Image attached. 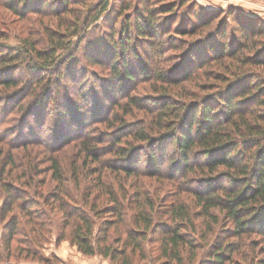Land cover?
<instances>
[{
	"label": "trees",
	"instance_id": "obj_1",
	"mask_svg": "<svg viewBox=\"0 0 264 264\" xmlns=\"http://www.w3.org/2000/svg\"><path fill=\"white\" fill-rule=\"evenodd\" d=\"M16 1L9 8L14 14L21 16L18 8L25 4L26 0ZM177 2L178 0L168 1L158 12L171 14L178 7ZM48 3L44 6L53 9ZM107 6L108 2L104 0L99 1L98 9H89L81 23L84 29L90 27L91 22L97 20ZM136 14L131 25H124V28L128 27V31L122 39L120 38L119 45H114L116 50L110 46L108 49L104 48L106 44L102 42L90 44L93 47L87 45L82 47V58L90 65L102 68L110 64V71L106 75L107 81L109 84L112 81L117 83L115 85L117 92L110 93L113 95L112 101L109 109L102 111V118L91 125L89 120L88 126L84 122L81 123V127L85 124V127L81 128L82 132L85 130L81 138L75 139L73 135L63 136L53 148L60 149L63 146L76 144L75 149L81 146L78 155L82 158L94 162L95 165L99 161L104 171L108 168L109 171L116 172L115 167L106 160L107 156H116L117 159L123 160L133 151L145 147L151 162L153 158L149 149L151 143L158 137L161 139L166 137L169 143L168 149L174 150L182 165L181 169L178 167L175 169L176 173L178 169L180 174L172 176L170 181L176 186L177 194L179 191L189 193L187 196L193 198L195 209H192L193 206L189 202L179 197L180 199L170 205L164 215L165 218L161 216L157 219L156 214L153 213L152 198H149L147 192L144 193L145 197L142 196L143 186L138 182L137 185L131 184L133 187L131 193L123 189V186L118 189L119 196L127 202L125 206L118 204L119 196H115L110 185L105 188L104 193L97 191L98 203L104 200L102 196L105 195L107 204L93 213V217L99 218L105 214L114 218L113 221L112 219L109 222L104 221L107 228L112 224L110 222H115V226L117 222L126 223L130 218H123L121 207H131L134 203L132 206L135 209H132L134 217L133 220L128 221L133 224V228L127 231L121 246L124 247L123 249L134 248L130 247V244L139 247L141 242L152 235L153 240L160 241L158 244L160 254L155 257L165 258L163 264H264V73L259 70V68L264 69V23L256 18L246 20L234 18L235 29L239 35L223 38L224 33L220 32L218 45L212 43L209 36L203 35V27L211 19L208 18L202 23L199 21V13L196 9L187 16L188 24L181 29L184 34L181 36L198 39L190 43L188 40H182L177 45H174L173 41L169 42L171 48L179 49L177 52L183 51L182 54L174 53L170 56L173 60H182L172 69L171 72L174 71V74L170 76L167 69L161 68L162 70H153L145 74L142 70L143 74L136 77L133 69L128 65L129 62L116 63L119 56L137 58L134 53L138 47L136 42L146 45L142 50L155 49L153 54L161 55L156 48L159 43L156 39L153 40L155 35H152L159 17L151 11H147L148 15L145 18L139 13ZM72 19L75 23L71 31H69L70 27H64L59 22L46 26L49 28L56 25L59 28L51 29L52 35H44V47L35 52L39 59L54 58L55 54L68 48L66 44L69 43L70 38L77 35L69 32L74 30L76 22H80L79 13L72 15ZM197 23L201 25L197 26ZM131 31H134V34ZM118 35L112 34L111 40ZM172 37L168 34L165 39ZM29 43L33 49L38 44V42ZM79 44L80 42L76 48ZM207 44L208 47L204 52L203 47ZM2 57L3 55L0 54V67L5 64ZM42 61L46 63V60ZM58 64L62 66L63 62ZM176 72H178L177 76ZM141 78L149 83L151 95L146 98H141L136 92V84L139 85ZM8 79L0 80L1 95L10 93L11 96L16 97L18 93L27 92L29 96H33L36 94L34 93L36 87L40 85H42L41 91L48 90V86L44 85L40 78L32 82L31 84H36L35 87L31 85L27 91ZM58 79L61 81L60 77ZM59 81L55 80V83L59 84ZM186 81L193 83L187 88L184 85L178 86ZM48 85L53 86V83L50 82ZM63 89L68 88L56 89L60 97ZM75 91L76 96L81 95V91ZM47 97L50 98L49 95ZM20 102L15 103L16 108L24 112V106L20 107ZM134 108L137 111L143 108L149 113L143 114L136 123L134 120L129 123L126 117L135 116ZM70 111L71 109L66 105L62 112H67L70 117L72 114ZM103 124H106L105 126L110 130H117L112 135L104 133L101 137H97L94 143L87 141L89 138L86 136L89 131L94 126ZM128 127L131 128L127 129ZM69 130L67 128L66 132L69 133ZM123 139H125L124 143L120 144ZM78 140L83 142L79 145ZM34 143L45 144L42 138ZM34 143L23 142L24 145L20 147L24 148ZM103 143L108 144L105 149ZM138 156L140 159L142 154ZM50 164L51 179L56 182L61 181L66 173L61 161L54 157L50 159ZM126 166L122 171L124 177L120 184L126 183L128 177L133 174L141 176L138 168ZM98 169L99 167L89 171L93 174L97 173L96 189L101 185L103 174L106 175L103 170L97 172ZM147 172L154 174L152 176L155 177L159 175L157 169ZM71 174L77 188L84 183L82 177L87 180V176L77 174L75 169ZM32 176L31 172L27 175L26 180L30 183H33ZM200 179L202 180L199 183L200 188L196 190L190 183ZM14 181L19 185L26 184L18 177ZM181 183L185 185L184 188L179 187ZM51 187L48 185V189ZM4 191L6 194L10 192L5 202L6 211L9 213L20 198L19 190L15 186L4 185ZM51 192L53 198H58L61 202L59 210L62 211L66 201L58 196L61 193L67 197L68 194L62 189ZM179 200L182 201L177 203ZM220 213H223L221 221L218 218ZM76 216L79 220L74 231L70 232L71 241L82 254L93 256L97 253L112 260L124 254V250L120 253L122 250L114 251L112 245H104L106 232L102 233L104 234L102 239L97 237L96 233H93V224L86 215L79 213ZM193 218L202 219L198 226L199 233H196L197 228L191 221Z\"/></svg>",
	"mask_w": 264,
	"mask_h": 264
},
{
	"label": "rangeland",
	"instance_id": "obj_2",
	"mask_svg": "<svg viewBox=\"0 0 264 264\" xmlns=\"http://www.w3.org/2000/svg\"><path fill=\"white\" fill-rule=\"evenodd\" d=\"M99 1L104 0H94L93 2L90 0H26L25 4L18 8L20 16L14 14L9 8L10 5L17 2L16 0H0V54L3 55L2 61L5 62L4 66L0 67V80L9 78L8 80L24 88L25 91L29 90L31 85L35 87L36 84L31 83L37 81L38 78L48 86V90L44 91L40 90L42 85L37 86L34 92L36 94L33 96H29L27 92L18 93L16 97L11 96L10 93L6 95L0 93V264H163L165 258L157 259L155 257L160 254L158 245L160 241L153 240L152 235L141 242L139 247H136V244H130V247L135 249H123L124 247L121 246L127 231L133 228V224L128 221L133 220V210L135 209L132 206L134 203L131 207H121L123 208V218L130 219L126 223L119 224L117 222V226H115V222H110L112 224L107 228L104 221L109 222L110 219L113 221L114 218L105 214L94 218L93 213L107 204L106 196L103 194L104 200L98 203L97 191L104 193L105 188L110 185V189L118 197V189L121 186L131 193L133 189L131 184L137 185L138 182L143 186L142 196L145 197L144 193L147 192L149 198H152L153 213L156 214L157 219L164 216L170 205L174 204L179 197L189 202L193 206L192 209H195L193 198L187 196L189 193L179 191L177 194L176 186L170 181L172 176L180 174L178 169H181L182 165L174 150L168 149L169 143L166 137L163 139L158 137L151 143L152 145L149 147L153 154L151 162L145 147L133 151L123 160L117 159L116 156H107L106 160L115 167L113 168L116 172H111L108 168L104 171L105 169L101 168L99 161L95 165L94 162L82 158L81 155H78L81 146L75 149L76 144L63 146L60 149L59 147L53 148L59 142L58 139L63 136L73 135L75 139L81 138L85 131H81V128L85 127V124L81 127V123L84 122L88 126L89 120L91 125L102 118V111L108 110L112 101L113 95L110 93L116 94L117 92L115 86L117 83L110 81L109 84L107 81L108 76L106 75L110 71V64L108 63L102 68L90 65L82 58L81 49L84 45L93 47L90 44L97 42L105 43L104 48L106 49L109 46L114 48V45H119V41L128 31V27L124 28V25H131L130 23L137 16L136 13L145 18L148 15L147 11H151L159 17L156 21L158 24L155 26V31L152 33L155 36L152 39H156V42L159 43L156 48L161 55L153 54L155 49L142 50L146 45L136 42L138 47L134 53L137 58L119 56L116 63L129 62L128 65L133 69L136 77L143 74L142 70L145 74L161 68L167 69L170 72L169 75L172 76L174 74V71L171 72L172 69L182 60H173L170 56L174 53L182 54L183 51L177 52L179 49L171 48L169 42L173 41L172 43L177 45L182 40H188L190 43L198 39L181 36L184 35L181 29L188 24L187 16L196 9L199 13V21L204 23L208 18L211 19L203 27V35L209 36L210 41L214 44L219 42L218 34L220 32L224 33L223 38L229 37V35H239L235 29L234 18L238 20L256 18L264 23V0H178L177 10L174 9L171 14H162L158 11L162 5L172 0H107L108 6L105 11L99 15L97 20L91 22L90 27L84 29L81 23L85 19V15L88 14L89 9H98ZM47 2L53 9L44 6ZM78 13L80 22H76L74 30L69 32V34L77 35L70 38L71 40L66 44L68 48L55 54L54 58L39 59L35 52L44 47V35H52L51 29L59 28L56 25L49 28L46 26L59 22L64 27H70L69 31H71L75 23L72 15ZM200 25L197 23V26ZM110 32L119 35L111 40ZM131 33L134 34V31ZM168 34L173 37L166 40L165 37ZM29 42H38V44L33 49ZM79 42L80 44L76 48ZM132 43L135 45V41ZM207 47L208 44L204 45V52ZM11 55L14 56L8 58ZM42 60H46V63ZM62 62V66L58 64ZM34 66L36 68H33ZM259 70L264 73V69L259 68ZM177 75L178 72H176ZM57 76L61 78V81ZM55 80L59 81V84H56ZM140 81L139 85L136 84V92L141 98H146L151 95L149 83L144 82L143 78ZM50 82L53 83V86L48 85ZM192 83V81H186L178 86L184 85L187 88ZM73 86L76 87L73 89ZM63 87L70 91L63 89L60 94L62 97H60L56 89ZM75 90L81 91V95L76 96ZM43 95L46 96L42 97ZM17 101H21L20 107L24 106V112L17 110L15 105ZM66 105L71 109L70 117L67 112H62ZM142 109L138 111L133 109L135 116L126 117L129 123L133 120L136 123L143 117V114L149 113ZM112 118L110 117V119ZM105 125L94 126L86 136L89 138L87 141L94 143L95 139L104 133L112 135L117 130H110ZM67 128L70 129L69 133L66 132ZM40 138L45 144L34 143ZM124 140L120 144H123ZM27 141L34 144L24 148L20 147L24 145L23 142ZM77 142L80 145L83 141L78 140ZM102 146L105 149L108 144L103 143ZM140 153L142 156L139 159ZM54 157L59 158L66 171L62 180L58 182L51 179L50 159ZM126 165L138 168L141 176L133 174L128 177L127 182L130 184L127 182L120 184L124 177L122 171L127 167ZM98 167L97 172L103 170L106 175L103 174L101 185L96 189L97 173L93 174L89 171ZM74 169L77 170V174L87 176V180L81 178L84 183L79 188L71 174ZM155 169L159 172L156 177L147 172ZM29 172L33 173V183L26 180ZM16 177L26 184H17L14 181ZM200 181L202 180L193 181L190 184L197 190L200 188ZM4 185L15 186L19 190L20 198L9 213L6 211L5 202L9 198L10 192L5 193ZM48 185L52 187L48 189ZM179 187L184 188L185 185L181 183ZM34 189L36 193H34ZM59 189L68 194L67 197L61 193L58 196L66 201L62 211L59 210L61 202L58 198L54 199L51 194V191ZM85 201L87 204H83ZM122 201L123 199L119 196L118 204L125 206L127 202L123 201L122 203ZM181 201L179 200L177 203ZM79 213L86 215L92 222L93 233H96L97 237L102 239L104 236L102 233L106 232L104 245H112L114 251L122 250L120 253H123L124 250V254L116 257V260L97 253L93 256L82 254L71 241L70 233L74 231L79 220L76 216ZM222 217L223 213H220L218 215L220 221ZM191 221L197 228L196 233H199L198 226L202 219L193 218ZM210 245L211 243L208 247ZM248 250L251 251L250 248Z\"/></svg>",
	"mask_w": 264,
	"mask_h": 264
}]
</instances>
